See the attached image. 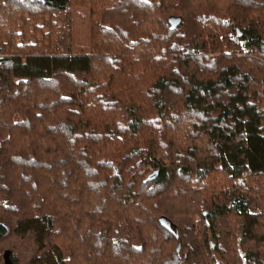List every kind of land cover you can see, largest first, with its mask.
Listing matches in <instances>:
<instances>
[{
	"label": "trees",
	"instance_id": "obj_1",
	"mask_svg": "<svg viewBox=\"0 0 264 264\" xmlns=\"http://www.w3.org/2000/svg\"><path fill=\"white\" fill-rule=\"evenodd\" d=\"M81 1L0 0V264H264V0Z\"/></svg>",
	"mask_w": 264,
	"mask_h": 264
},
{
	"label": "rangeland",
	"instance_id": "obj_2",
	"mask_svg": "<svg viewBox=\"0 0 264 264\" xmlns=\"http://www.w3.org/2000/svg\"><path fill=\"white\" fill-rule=\"evenodd\" d=\"M56 22L61 27L59 46L62 52L75 53L80 50H89V9L85 0L73 6L68 12L58 13ZM0 53H2L1 49ZM7 249L12 252L11 254L15 258L14 264H28L31 256L36 253L32 233L14 237L5 250ZM2 264H4L3 258Z\"/></svg>",
	"mask_w": 264,
	"mask_h": 264
},
{
	"label": "water",
	"instance_id": "obj_3",
	"mask_svg": "<svg viewBox=\"0 0 264 264\" xmlns=\"http://www.w3.org/2000/svg\"><path fill=\"white\" fill-rule=\"evenodd\" d=\"M171 20H172V22H174L173 19H171ZM165 227H166V229L168 231L173 232L175 234L176 238H178V234H177L176 230H173L171 225L168 224V225H165ZM179 248H180V244L178 243L176 250L179 251ZM2 257H3L4 264H14L13 261L11 260V252H10V250H8V249L5 250L3 252V256Z\"/></svg>",
	"mask_w": 264,
	"mask_h": 264
}]
</instances>
